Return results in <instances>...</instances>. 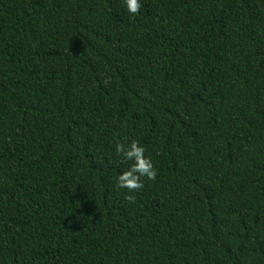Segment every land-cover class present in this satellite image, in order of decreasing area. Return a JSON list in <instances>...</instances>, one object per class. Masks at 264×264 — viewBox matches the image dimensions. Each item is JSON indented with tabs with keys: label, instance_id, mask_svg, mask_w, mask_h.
Masks as SVG:
<instances>
[{
	"label": "trees",
	"instance_id": "obj_1",
	"mask_svg": "<svg viewBox=\"0 0 264 264\" xmlns=\"http://www.w3.org/2000/svg\"><path fill=\"white\" fill-rule=\"evenodd\" d=\"M140 2L0 0V264H264V0Z\"/></svg>",
	"mask_w": 264,
	"mask_h": 264
},
{
	"label": "clouds",
	"instance_id": "obj_2",
	"mask_svg": "<svg viewBox=\"0 0 264 264\" xmlns=\"http://www.w3.org/2000/svg\"><path fill=\"white\" fill-rule=\"evenodd\" d=\"M128 12L135 16L140 12V0H124ZM146 149L137 140L127 142V137L123 140H117L115 143V152L122 157V162H131L130 166L124 170L116 179L118 189H126L128 193H135L143 189L142 178L155 180L157 169L152 160L145 156ZM126 199L130 203H135V195H127Z\"/></svg>",
	"mask_w": 264,
	"mask_h": 264
}]
</instances>
